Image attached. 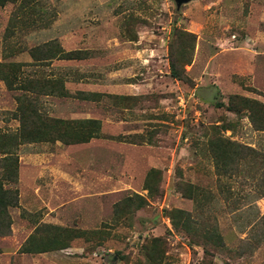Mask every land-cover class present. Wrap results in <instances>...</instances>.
<instances>
[{"label":"rangeland","instance_id":"1","mask_svg":"<svg viewBox=\"0 0 264 264\" xmlns=\"http://www.w3.org/2000/svg\"><path fill=\"white\" fill-rule=\"evenodd\" d=\"M14 66L94 138L23 142ZM0 186V264H264V0L0 3Z\"/></svg>","mask_w":264,"mask_h":264},{"label":"trees","instance_id":"2","mask_svg":"<svg viewBox=\"0 0 264 264\" xmlns=\"http://www.w3.org/2000/svg\"><path fill=\"white\" fill-rule=\"evenodd\" d=\"M10 1V0H2L1 4ZM34 48L31 51V56L34 61H52V58L39 59L34 55ZM57 60H81L79 57H74L71 52L66 53L65 56H60ZM190 62L186 60L180 66V70L177 68L172 59H170V75L173 78L182 80L184 71L183 67L188 65ZM20 68L18 66H14L11 70L10 76L1 79L5 82L7 89L13 92H19L15 95V100L17 103L16 111L13 113V119L19 122V134L22 136L23 142H39V141H54L60 142L63 145H74L86 143L90 139L94 138L93 133H87L86 128L84 126H79L80 124H96L95 120H84V121H73L67 122L59 119H45L42 120L41 115L38 113V100L37 97L41 95H52V90L50 94H43L41 88L39 87L37 79L33 76L31 80H24L23 78H18V74L23 73L19 71ZM55 84L52 83L50 85V89H54ZM42 122V123H41ZM44 122H50L52 125H55V129L47 128ZM70 126L75 128L73 132L74 136L72 139L64 138L63 134H66V129ZM79 128V130H78ZM65 131H64V130ZM78 133V135L76 134ZM243 158V157H242ZM187 193V197L189 199H194L192 195L197 191L196 187L191 185H187L184 190ZM199 192V190H198ZM192 193V194H191ZM17 190H2L0 186V237L6 236L9 233V224L10 219L8 218L7 211L9 208H14L17 206ZM196 201V200H195ZM170 217L172 220V224L175 230L182 231H192L191 225L189 221V215L180 211H173L170 213ZM205 233V232H204ZM206 234V233H205ZM212 236L216 237L220 240L219 236L216 235L215 230L211 233ZM203 237H205L203 235ZM214 246V243H211ZM21 253L27 252V250H20Z\"/></svg>","mask_w":264,"mask_h":264},{"label":"water","instance_id":"3","mask_svg":"<svg viewBox=\"0 0 264 264\" xmlns=\"http://www.w3.org/2000/svg\"><path fill=\"white\" fill-rule=\"evenodd\" d=\"M190 1L192 0H174L176 10H179L182 5L189 3Z\"/></svg>","mask_w":264,"mask_h":264}]
</instances>
